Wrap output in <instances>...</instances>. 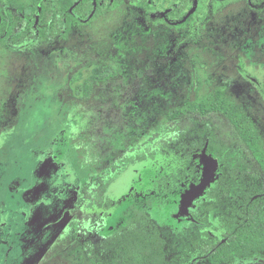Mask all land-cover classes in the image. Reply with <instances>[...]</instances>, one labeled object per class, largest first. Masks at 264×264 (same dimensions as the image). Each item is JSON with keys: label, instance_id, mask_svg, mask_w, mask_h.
<instances>
[{"label": "rangeland", "instance_id": "1", "mask_svg": "<svg viewBox=\"0 0 264 264\" xmlns=\"http://www.w3.org/2000/svg\"><path fill=\"white\" fill-rule=\"evenodd\" d=\"M129 12L126 7L114 9L89 26H75L66 41L54 44L47 60L38 57L33 63L1 51L0 264H89L99 241L98 218L105 217V227L124 224L128 204L141 198H129L131 190L150 191L180 160H190L202 128L210 125L221 146L227 147V121L220 113L165 117L190 97L201 99L224 88L264 134V23L249 20L244 12L219 17L202 35L182 27L174 35L180 44L173 48L171 33L149 31L136 12ZM95 66L113 77L101 81L100 89H83L76 98L71 88ZM247 76L257 77L259 85H251ZM111 107L98 123L124 125L114 138V157L93 138L96 117L91 118ZM136 147L145 149V159L123 165L108 188L107 198L115 207L94 211L82 206L81 213L91 217L86 240L77 239L71 220L76 214L71 210L83 190L84 176L89 169L109 166V157L133 154L136 149H129ZM212 159L205 156L206 167L214 164ZM197 178L190 188L198 185L201 176ZM172 242L168 240L167 247ZM85 249L92 250L89 256ZM230 264H264V257Z\"/></svg>", "mask_w": 264, "mask_h": 264}, {"label": "flooded vegetation", "instance_id": "2", "mask_svg": "<svg viewBox=\"0 0 264 264\" xmlns=\"http://www.w3.org/2000/svg\"><path fill=\"white\" fill-rule=\"evenodd\" d=\"M49 1L55 2H52L51 9L47 11V16L43 17L40 13L42 6L37 3V0H0V53H3L1 51L10 52L15 54L16 57H23V59L27 60L31 59L33 63L38 57L47 60L46 58H49L48 55L52 52L54 44L66 41L75 26H89L90 23L102 18L101 16L87 22L82 17L85 15V0H73L72 6L67 4L69 0ZM93 3L95 4V0ZM97 3L102 7L103 5L105 6L103 7L106 10L105 15L114 9L122 10L125 7L126 10L130 11V14L133 11L136 12L138 20L142 21L143 26L149 31L153 28H159L164 33H171L173 48H176L180 44V38L174 35L180 32L182 27L186 31L194 32L195 36L197 34L202 35V30L210 23H213L215 20L217 21L219 17V19L226 16L234 18L244 12L245 16L250 17L249 20L257 24L264 23V0H123L122 4L118 7L110 9H108L106 0H98ZM65 5L67 6V11L72 13V18H78L80 21L74 20L73 23L69 24L67 17H64L61 23L57 22L55 25L54 13L60 10L59 8L63 9ZM75 5L78 12L73 9ZM194 37L191 38L193 42L198 40ZM172 51L175 50L173 49ZM110 68L113 69L115 67ZM106 76H108L106 80H110L113 77L112 75ZM86 77L83 75L79 77V82L75 84L76 87L71 88L73 91L78 90L76 91L78 98H80L85 88L84 80ZM246 79L250 80L251 85H259L257 77L247 76ZM100 82L93 83L90 89L94 87L100 89ZM69 84V86L72 85L71 81ZM194 85L193 82H190V86ZM218 93H221L226 103L234 104L238 111L246 113L243 106L240 105L241 109L226 96L224 88H217L215 93H208L206 97L201 99L194 100V98L190 97L188 101L190 103H196L200 100L204 101L208 97L212 98L216 96ZM187 97H189V94H187ZM112 108L108 111L99 112V114L97 112L96 116L91 117H96V120L92 122L90 119L89 122L96 123L93 138L98 142L99 148L112 151L111 156L114 157L116 151L114 148V145H116L114 138L123 132L124 125L115 128V125L108 123L107 120L103 126L101 123L100 125L98 123L99 120L102 121L106 113L109 114L111 112ZM192 112L199 111L192 110L188 114ZM199 113L202 116L209 113H220L226 118L227 147L221 146L215 131L211 129L210 125L207 124L202 128L199 140H196V143L194 142L191 146L192 150L190 149V152L192 151V156L190 160L189 158H185L184 162L180 160L177 167H174L173 172L167 173L159 180H156L155 185L150 191L148 189L138 192L135 190L132 194L131 192L134 189L131 190L129 198L136 199L138 194L141 195V198L136 199L135 203L130 202L128 204V213L124 218V224L115 227L110 225L105 227V217L98 218L96 231H98L97 236H99V241L95 242L93 246L95 254L105 255L107 251L111 250L110 245L115 243L117 236L121 235L123 230H129V227H132L133 224H142L143 226L145 224L151 227V220L157 225L159 233L166 239L164 248L171 251L172 256L176 255L180 257L185 246L183 240H189V238L196 240L199 234L200 236L205 235L207 238L211 237L219 239L221 242H226V238L223 235L225 228H217L215 225L223 221L225 219L224 216H228V214L231 217H239L241 215L240 219H246L248 207L252 200L264 196V191H257L251 196L248 195L252 186L264 190V165L256 159L252 148L247 146L243 138L238 134L229 116L220 111H210L205 114ZM246 115L256 124L257 137L264 144V134L259 130L257 120L247 113ZM182 116L187 115H181L178 119ZM3 127L4 125H1V131ZM206 155H211L216 162L212 159V163L214 164H209L206 167L204 164ZM117 160L110 159L109 157L110 164ZM205 172H207L209 178L212 176V179H209V184L200 195L192 200V205L187 206L182 204L185 207H181L180 202L183 199L182 197L191 186L196 184L198 180L197 175L201 176L198 183L200 184ZM115 179H110L106 184L107 189L104 191L106 196L98 199L101 205L98 204L94 211L97 209L105 211L108 208L112 210L115 207H112V202L107 198L109 196L108 188L112 186ZM86 183V179L84 178L83 187ZM155 197L158 200H154ZM104 200L107 202L103 205ZM246 201L247 204L245 205ZM173 208H175L174 213ZM87 213H81L80 226L77 229H72V231L78 230L79 238L83 237L81 239L83 241L86 240V232H88V226H86ZM153 214H157L156 218L153 217ZM95 219L92 222H95ZM87 221L89 222V219ZM102 230L106 231V233L99 234ZM147 230L149 229L147 228ZM168 240L173 241L171 243L172 247H167ZM87 245L88 243L84 242V246L87 247ZM87 251L92 250H84V253L89 256L90 253L88 254ZM253 256L264 257V253L240 257L234 255L229 261L222 264H230L235 259L251 258ZM191 259L192 262L190 264H196L197 261L211 264L205 259H198L197 255L192 256Z\"/></svg>", "mask_w": 264, "mask_h": 264}, {"label": "trees", "instance_id": "3", "mask_svg": "<svg viewBox=\"0 0 264 264\" xmlns=\"http://www.w3.org/2000/svg\"><path fill=\"white\" fill-rule=\"evenodd\" d=\"M72 1L69 0L67 4L72 6ZM97 1L95 0V4ZM52 2L54 3L55 1L37 0V3L42 6L40 13L43 17L47 16V11L51 9ZM93 2L94 0H85V15L82 17L87 22L101 16L103 17L106 13V10L103 8L105 7L104 5L102 7L100 4L97 3L95 5ZM122 2L123 0H106L108 9L118 7ZM76 7L75 5L73 9L78 12ZM59 9L54 13L55 25L57 22L61 23L64 17H67L69 24L73 23L74 20L80 21L78 18H72V13L67 11L66 5L63 9ZM101 69V66L92 67L90 73L84 80V89L86 91L90 90L93 83L104 81L108 78V76L102 74ZM77 79H73V81ZM192 110L199 111L203 114L210 111H220L228 115L233 125H235L238 134L243 138L246 145L252 148L256 159L264 165V144L257 137L256 124L246 113L240 110L238 111L236 105L226 103L221 93L196 103H190L187 100L179 109L167 112L166 117L168 120L178 119L179 116L187 115ZM134 149L136 150L133 154H122L116 162L109 163V166L105 165L95 170L89 169L88 175L85 177L87 183L84 185L83 191L79 194L75 209L71 210L76 214L71 219L75 226L74 229L80 226L82 206L86 205V209L94 210L98 204L101 205L98 199L106 196L104 194V191L107 189L106 184L110 179H114L120 175V171H123V165L125 166L126 164L145 158L143 155L145 151H143L142 147L130 148L129 150ZM257 191L263 192L264 190L252 186L248 195L251 196ZM106 202L104 200L103 205ZM246 204L247 201L245 202ZM89 217L87 213L86 225H88L87 220ZM233 217L228 214V216H224L225 219L223 221L215 225L217 228H225L223 235L226 238V242H221L219 239L211 237L207 238L205 235L200 236L199 234L196 240L193 238L183 240L185 246L180 257L176 255L172 256V254L168 257V253L171 251L164 248L166 239L159 233L157 225L152 220L150 222H152L153 228L152 224L151 227L145 224L144 226L142 224H133L132 227H129V230H123V233L117 236L115 243L110 245L111 250L107 251L105 255L95 254L90 256V264H190L192 262V256L196 255L198 259H205L211 264H222L229 261L234 255L240 257L255 253H264V196L252 200L248 207L246 219H240L237 216L234 219ZM74 237L79 238L78 230H76V233L74 231ZM87 253L89 254L90 251H87Z\"/></svg>", "mask_w": 264, "mask_h": 264}, {"label": "water", "instance_id": "4", "mask_svg": "<svg viewBox=\"0 0 264 264\" xmlns=\"http://www.w3.org/2000/svg\"><path fill=\"white\" fill-rule=\"evenodd\" d=\"M209 175L207 174V172H205L203 180L200 184L190 188L182 197V202L183 203H188V202H192V200L194 198H196L198 195H200L204 188L209 184Z\"/></svg>", "mask_w": 264, "mask_h": 264}]
</instances>
